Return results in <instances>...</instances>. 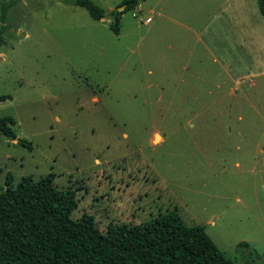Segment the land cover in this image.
Segmentation results:
<instances>
[{"label":"rangeland","instance_id":"374dc122","mask_svg":"<svg viewBox=\"0 0 264 264\" xmlns=\"http://www.w3.org/2000/svg\"><path fill=\"white\" fill-rule=\"evenodd\" d=\"M68 1L0 0V118L32 146L0 132V192L54 173L101 232L177 210L235 264H264L257 1L138 0L119 35L124 0H93L101 21Z\"/></svg>","mask_w":264,"mask_h":264},{"label":"trees","instance_id":"16d2710c","mask_svg":"<svg viewBox=\"0 0 264 264\" xmlns=\"http://www.w3.org/2000/svg\"><path fill=\"white\" fill-rule=\"evenodd\" d=\"M256 1L264 17V0ZM68 3L85 8L96 21L105 18V10L93 0ZM123 5L126 8L120 12ZM138 5V0H124L112 12L111 29L116 35L122 14ZM9 7L1 5L3 23ZM10 98L0 96V103ZM15 124L12 117L0 118V132L13 141L18 139ZM18 142L32 149L30 143ZM55 178L54 173L39 180L24 176L15 187L13 175L7 174L6 189L0 192V264H235L205 226L187 225L177 210L140 224L110 223L106 232L91 215L74 220L77 194L71 188H58Z\"/></svg>","mask_w":264,"mask_h":264},{"label":"water","instance_id":"95a60500","mask_svg":"<svg viewBox=\"0 0 264 264\" xmlns=\"http://www.w3.org/2000/svg\"><path fill=\"white\" fill-rule=\"evenodd\" d=\"M126 6H122L119 8V11L122 12L123 10H125Z\"/></svg>","mask_w":264,"mask_h":264},{"label":"built area","instance_id":"2783aa9c","mask_svg":"<svg viewBox=\"0 0 264 264\" xmlns=\"http://www.w3.org/2000/svg\"><path fill=\"white\" fill-rule=\"evenodd\" d=\"M151 21V18H148L147 20H146V22H150Z\"/></svg>","mask_w":264,"mask_h":264},{"label":"crops","instance_id":"0c3cea01","mask_svg":"<svg viewBox=\"0 0 264 264\" xmlns=\"http://www.w3.org/2000/svg\"><path fill=\"white\" fill-rule=\"evenodd\" d=\"M151 22V21H150ZM159 136V135H158Z\"/></svg>","mask_w":264,"mask_h":264}]
</instances>
